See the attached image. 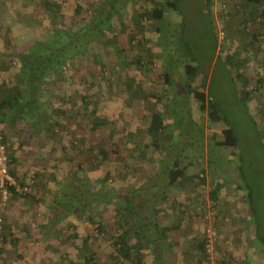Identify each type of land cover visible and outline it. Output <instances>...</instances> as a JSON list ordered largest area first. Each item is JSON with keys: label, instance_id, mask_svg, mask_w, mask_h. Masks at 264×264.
<instances>
[{"label": "rangeland", "instance_id": "obj_1", "mask_svg": "<svg viewBox=\"0 0 264 264\" xmlns=\"http://www.w3.org/2000/svg\"><path fill=\"white\" fill-rule=\"evenodd\" d=\"M70 1L68 5H73L76 0ZM20 2L13 1L18 23L12 21L11 12L4 16L5 23H0V100L11 98L26 87L14 55L27 53L34 44L51 37L52 27L77 30L82 25V17H87L84 11L75 13L76 3L72 8L64 9L67 16L59 17L47 10L49 8L43 0ZM98 2L100 0H79L80 6L89 11H94ZM185 2L184 13L188 14L190 21L186 34L196 48L193 51L195 56L201 59V69H210L207 91L214 102H219L230 125L238 132L240 149L233 157L231 154L236 150L215 147L210 138L214 135V138H220L224 125L212 124L208 114L199 113L194 102V119L205 129L204 147L197 129L196 135L192 132L186 137L183 112L175 116L174 123L172 119H166L169 125L166 133H176L172 142L175 153L188 156L194 163L187 176L197 175V180H205L200 189L190 180L184 186L171 188L166 199L157 203L162 222L166 219L165 223L182 224L180 229L169 233L167 243L172 249L167 262L196 264L198 260L192 256V239L198 236L202 240L211 225L217 240L205 264H264L263 247L255 240L257 226L251 221L253 206L264 237V171L259 159L257 127L252 120H257L261 111L264 112V44L257 47L254 42L253 48L248 45L253 42V34L258 32L264 36L263 20L256 17V20L245 21L246 17L230 8H226V12L220 0L215 1L216 32L221 45L224 44L230 54H236V58L247 61L244 76L250 86L246 90L254 94L255 101L242 103L238 94L243 91L242 82L236 81L234 70L230 71L224 61H219V51L213 56L212 42L204 35L203 20L195 15L198 1ZM232 2L240 4L243 0ZM0 3L4 7L8 5L7 2ZM140 8L151 10V5L148 0H133L128 7L119 9L113 20L112 34L104 32L99 35L90 45L88 55L78 56L75 66L69 64L64 73L46 77L41 86L39 108L34 106L27 119L13 124L10 119L0 116V134L10 157L12 155L16 161H12L11 170L19 181L32 184L30 197L18 196L20 199L17 200L15 196L8 204L4 228L0 232V264L83 262L84 239L88 236V246L95 252L99 264H137L133 260L115 259L117 254L112 237L123 232L127 216L119 202L127 194H137V190L142 199L151 197L150 189L143 190L142 184L145 182L143 186H148L154 181L164 151H155L151 144L146 148L145 143L150 141L146 128L153 113H166L164 108L169 101L167 98L158 102L152 93L159 97L170 91L168 94L174 97L171 95L174 92L164 83L165 61L155 22L141 21ZM239 27L243 29L241 34ZM109 39L110 43L107 42ZM225 53H222L223 57ZM139 56L143 57L141 66L134 64ZM169 61L171 58H167V63ZM180 65L175 76L179 84L183 78ZM201 80L199 78L194 85L202 84ZM86 95L93 101H89L88 108L83 102ZM185 100L181 97L174 99L176 105L182 103V106ZM95 117L110 124L95 130ZM259 127L264 146V121ZM100 150H106L108 154L106 163L99 160ZM257 159L259 162L254 163ZM189 160L184 164H189ZM242 166L246 178H240L239 182L252 186V206L244 200L246 188L239 190L235 183ZM257 171H260L258 176ZM216 184H220L221 189L216 208H213L209 194ZM138 186L142 189H137ZM79 192L89 193L86 201L100 192L105 197L94 198L95 206L88 208L90 211L78 207L60 218L57 202L65 200L66 204L74 197L73 193L79 197ZM182 211L185 212L183 216ZM100 225L103 231L99 229ZM129 240L135 242L133 233ZM142 260L144 264L153 263L148 248H145Z\"/></svg>", "mask_w": 264, "mask_h": 264}, {"label": "trees", "instance_id": "obj_2", "mask_svg": "<svg viewBox=\"0 0 264 264\" xmlns=\"http://www.w3.org/2000/svg\"><path fill=\"white\" fill-rule=\"evenodd\" d=\"M131 1L133 0H100L95 10L89 11L80 6L79 0H76L74 2V4L76 3L75 13L84 11L87 14V17H82V25L79 26L77 30L60 26L56 28L52 27L53 33L51 37L34 44L27 53L13 56V59L15 58L19 61L18 71L23 76V80H25L23 83L26 87L25 90L17 91L11 98L7 97L0 100V116L10 119L13 124L17 120L27 119V116L31 115L34 106L39 105L41 86L46 77L64 73L67 66L69 67V64L75 66L78 56L88 55L90 45L97 40L99 35L104 32L112 34V32H114L113 20L115 15L118 13L119 9L128 7ZM185 1L186 0H148L151 5V10L140 8L138 12L141 21L145 19L150 20L151 23L155 22V32L159 35V46L165 61V74L163 76L164 83L170 87L171 92H174V94H171L174 95V97L171 98L169 95L170 91L159 97L157 94L152 93V97L158 102L162 103L167 98H169V101H167L164 108L166 115L161 112L153 113L150 124L148 128H146V133L149 136L150 141L147 142L148 144L145 143V145L147 148L151 144L155 151H160V149H162L165 154L163 153L162 158L158 161V169L155 172V176H153L154 181H148V186H146V184L143 186L145 182L142 184L143 190H145L144 188L146 187L150 189V193L152 192V195H150L151 197L148 198L147 196L145 198L148 199H142L138 193L139 190H137V194L135 192L131 195L127 194L124 200L119 202V207L125 211L127 216L124 222L123 232L112 237L113 247L117 254L115 259L118 260L121 258L123 261L133 260L137 264H144L142 257L144 256L145 248H148L152 254V264H169L167 258L169 251L172 249V245L167 243L169 233L180 229L182 224L165 223L166 219L162 222L157 203L161 202V199H166L165 197L169 189L178 185L184 186L185 182L189 180L195 183L197 189H200V187L205 184L204 179L199 178V180H197V175L191 177L187 176L189 167L193 166L194 163L192 160H189L190 158H188V156L184 157L183 155L181 157L179 154L175 153L176 147L174 148L172 142L174 141L176 133H174V131L166 133L167 128H169V125L166 123L167 118L172 119V123H174L176 122L175 116L178 113L180 114L183 112V130L186 137L192 135V132L196 135L195 131L197 129L200 138H202V144L204 143V147L206 143L205 129L201 123L194 119L192 114L194 112L192 109V103L194 102L197 110L200 111L199 113L208 114V118L212 124L223 123L224 125L220 133V138H214L215 135L210 138L214 140L215 147L236 150V152H232L231 154L233 157L236 156L237 150L240 149L238 132L230 125L231 122L226 118V114L221 109L219 102H214L211 98L210 92L207 91L210 69H201V59L195 56L193 51H195L196 48L192 45L191 38L186 34L190 21L188 14L184 13L183 4L186 3ZM197 1L198 4L195 6V15H198L200 21L203 20L204 35L212 42L213 56L219 51V61H224V63L229 66L230 71H235L237 77L236 81H241L243 85L242 93H238L239 100L242 103L248 101L251 104L255 101V98L253 93L250 94L248 90H246L250 86V82H248L247 78L244 76V66L247 61L236 58V54H230V52L226 50L225 45H221L218 33L216 32L217 24L214 13L216 0ZM70 2V0H56L55 2L43 0L44 5L49 8L47 10L49 12L52 10V13L56 16H65L66 14L63 13L64 9L72 8V6H74V4L68 5ZM220 2L225 11L226 8L227 10L230 8L241 16L246 17L247 19H245V21L261 17L264 25V0H243L240 4H235L232 0H220ZM52 7L54 9H51ZM238 29L241 34L243 29L240 27ZM251 35L252 34H250V36ZM253 36V42L248 44L249 47L251 46L253 48L255 46L254 42H257V47H260V43L264 44V36L262 34L257 32V34H253L252 37ZM107 42L110 43L111 40L109 39ZM248 45H246L245 48H248ZM222 53L226 54L225 57H223ZM167 58H171V61L168 63ZM142 61L143 57L139 56L134 64L141 66ZM179 63L183 70L182 83L180 84L177 83V80L175 79ZM199 78L202 79V84L197 86L194 85ZM242 79L245 80L242 81ZM179 93L182 94L179 96ZM177 97L186 99L183 104L184 106H182V103L176 105L174 99H177ZM90 99L89 95H86L83 98V102L84 104H87V108L89 101H92ZM93 112L94 111L91 113ZM257 117V120H252L254 126L257 127L258 147L261 154L259 159L261 162V168L264 171V146L260 140L261 132L259 130L260 123L264 121V112L261 111ZM105 124H110V122L99 117H95L93 120V128L95 130H99L100 127ZM170 142L172 144H170ZM192 145L193 144L190 146L193 147ZM181 152L183 154L184 151L182 150ZM99 155V160L101 162L106 163V161H108L106 150H100ZM186 160H189V164L187 165L184 164V161L186 162ZM12 161L16 162L15 158L11 155V163ZM253 162H259V160L257 159ZM244 170L245 168L242 166L240 176L235 183L239 190L246 188V196L244 195V200L246 203L249 202L252 206L254 200L253 190L251 189L252 186L246 182H239L240 178L243 180L246 178ZM11 172L19 180L12 170ZM259 173L260 171H257V176ZM99 182L102 183V181ZM142 188H139V186L137 187V189ZM220 189L221 185L216 184L209 194L213 203L211 207L213 208H216V204L218 203ZM64 194L69 198L68 193L66 194L65 192ZM73 194L74 197L70 198L66 204H64L65 200L57 202L60 218H64L66 215L73 213L78 207H80L82 211H90L89 209L95 206L94 202L96 201L94 198L103 196V192H100L99 195L92 200L90 198L86 201V196L89 195V193H81L79 194V197L76 193ZM15 196L16 198L18 197V195H14L13 197ZM25 197L30 196L27 195ZM104 197L105 196H103V198ZM252 211L253 216L251 221L257 226L256 231L254 230L255 240H258V242L261 243L259 246L261 248L263 247L262 249L264 250V237L261 234L262 224L259 221L258 214L256 215L257 212L254 210L253 206ZM184 214L185 212L182 211L181 215L183 216ZM99 229L103 231L102 225H100ZM132 233L135 237V242L133 243L129 240ZM89 241V236L84 239L85 248L84 251H82L81 256L83 262H74L73 264H99L96 260L95 252L88 246ZM192 244L194 245L192 256L195 260H198L196 264H203V262L208 260L210 256L208 253V241L206 237L202 240H200L198 236L194 237L192 239Z\"/></svg>", "mask_w": 264, "mask_h": 264}, {"label": "built area", "instance_id": "obj_3", "mask_svg": "<svg viewBox=\"0 0 264 264\" xmlns=\"http://www.w3.org/2000/svg\"><path fill=\"white\" fill-rule=\"evenodd\" d=\"M30 183L20 182L11 172V157L2 134H0V232L4 228L5 213L14 195L25 197L31 193ZM208 201V198H206ZM201 207H199L200 209ZM202 213V212H201ZM207 215L206 217H208ZM205 237L208 241V253L216 244L217 235L211 225L208 226ZM203 264H205L203 262Z\"/></svg>", "mask_w": 264, "mask_h": 264}, {"label": "crops", "instance_id": "obj_4", "mask_svg": "<svg viewBox=\"0 0 264 264\" xmlns=\"http://www.w3.org/2000/svg\"><path fill=\"white\" fill-rule=\"evenodd\" d=\"M13 1L14 0H0V2H3V3H8V5L6 6V7H4L5 5H3V4H1L0 3V15L2 14V17H0V23L1 22H3V23H5V15L7 14V13H12V15H13V19H12V21L14 22V23H18V20H16L15 19V16L16 15H18V14H16L17 12L15 11V8H14V5H13ZM18 1H22V0H18ZM20 3H22V2H20ZM11 4V5H10ZM23 4V3H22ZM1 11H3V12H1ZM21 15V14H20ZM3 18V19H2ZM0 90H2L1 89V87H0ZM16 163V162H15ZM16 172H17V169H16ZM17 200H19L20 199V197H17L16 198Z\"/></svg>", "mask_w": 264, "mask_h": 264}]
</instances>
